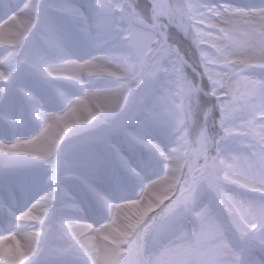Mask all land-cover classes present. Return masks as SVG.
I'll return each instance as SVG.
<instances>
[{
  "label": "clouds",
  "instance_id": "clouds-1",
  "mask_svg": "<svg viewBox=\"0 0 264 264\" xmlns=\"http://www.w3.org/2000/svg\"><path fill=\"white\" fill-rule=\"evenodd\" d=\"M0 264H264V0H0Z\"/></svg>",
  "mask_w": 264,
  "mask_h": 264
}]
</instances>
